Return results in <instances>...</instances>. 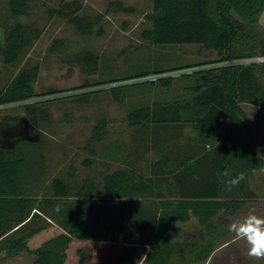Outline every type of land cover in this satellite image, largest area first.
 <instances>
[{
  "label": "trees",
  "instance_id": "1",
  "mask_svg": "<svg viewBox=\"0 0 264 264\" xmlns=\"http://www.w3.org/2000/svg\"><path fill=\"white\" fill-rule=\"evenodd\" d=\"M30 2L9 0V17L1 25L0 73L2 64H14L32 45L36 28L26 21ZM152 5L145 39L155 44H198L218 54L211 63L156 74L192 67V73L181 77L208 76L187 86L194 93L189 100L144 107L128 115L134 134L124 167L106 174L101 188L91 179L72 185L55 177L51 194L39 198L31 190L46 180L42 140L24 141L28 145L17 144L8 152H2L0 144V253L11 257L27 252L35 257V264H197L218 246L225 235L220 229H228L235 215L258 197L250 180L264 167V157L243 104L264 107V64L228 62L264 55V40L255 32L264 0H152ZM76 25L83 32L82 23ZM85 59L88 71L95 73L97 57L87 53ZM35 73L25 71L9 88L0 89V104H31L30 113L41 122L49 113L32 99L61 93L70 97L68 92L77 89L37 96L32 84ZM173 78L162 77L155 83L169 87ZM83 93L73 95L86 102L89 95ZM19 118L5 116L3 122L16 124ZM187 125H193L197 135L181 144ZM105 128L104 121L97 124L94 140L102 139ZM154 150L159 158L146 172L144 162ZM240 172L245 180L227 191L226 182ZM183 227L189 234H181ZM95 241L147 250L99 259L86 244Z\"/></svg>",
  "mask_w": 264,
  "mask_h": 264
},
{
  "label": "rangeland",
  "instance_id": "2",
  "mask_svg": "<svg viewBox=\"0 0 264 264\" xmlns=\"http://www.w3.org/2000/svg\"><path fill=\"white\" fill-rule=\"evenodd\" d=\"M55 9L59 10L58 13ZM152 11V0H31L26 21L36 28L30 41L32 45L14 64H2L0 89L9 88L25 71L34 70L32 84L37 96L77 89L68 92L72 94L70 97L61 93L31 100L50 116L39 122L41 152L47 166L46 180L33 187L32 194L39 198L51 194L55 177L72 185L91 179L97 188H101L106 174L124 167V157L128 155L134 134L128 115L144 107L154 109L189 100L194 95L189 87L202 83L208 76L204 73L175 76L169 87L155 83L159 70L211 63L218 54L198 44H155L145 39L143 31L151 27L148 16ZM8 17L9 0H0V42L3 36L1 25ZM76 21L82 23L83 32ZM255 32L259 40H264V9ZM87 53L97 57L95 73L88 71ZM140 75L148 76L141 79L144 76ZM113 79L120 81L110 83ZM80 92L89 95L88 101L80 102L79 95H73ZM5 105L8 107L0 109L2 123L5 116L13 119L31 114V104ZM243 108L249 117L253 138L264 157V107L244 103ZM102 121L106 128L102 139L96 141L93 134ZM185 135L181 144L192 142L197 130L193 125H187ZM23 142L18 144L28 145ZM157 158L158 152L151 151L143 170L148 172ZM251 178V188L258 197L249 201L234 221L254 213L252 208L259 203L264 206V167L255 171ZM259 213L264 215V211ZM86 244H90L99 259L106 260L134 249L143 253L147 250L145 246L134 244L101 241ZM223 245L224 240L206 261L197 264H264V259L247 255L243 240ZM34 261L35 257L27 252L11 257L5 252L0 253V264H35Z\"/></svg>",
  "mask_w": 264,
  "mask_h": 264
},
{
  "label": "clouds",
  "instance_id": "3",
  "mask_svg": "<svg viewBox=\"0 0 264 264\" xmlns=\"http://www.w3.org/2000/svg\"><path fill=\"white\" fill-rule=\"evenodd\" d=\"M243 172L238 173L226 182L227 191L245 180ZM228 231L235 234L247 245V255L256 259H264V215L250 213L228 226Z\"/></svg>",
  "mask_w": 264,
  "mask_h": 264
},
{
  "label": "water",
  "instance_id": "4",
  "mask_svg": "<svg viewBox=\"0 0 264 264\" xmlns=\"http://www.w3.org/2000/svg\"><path fill=\"white\" fill-rule=\"evenodd\" d=\"M10 132L12 138H17L18 142L38 143L42 140L39 121L36 115L33 117H20L16 124L11 125Z\"/></svg>",
  "mask_w": 264,
  "mask_h": 264
},
{
  "label": "built area",
  "instance_id": "5",
  "mask_svg": "<svg viewBox=\"0 0 264 264\" xmlns=\"http://www.w3.org/2000/svg\"><path fill=\"white\" fill-rule=\"evenodd\" d=\"M253 63H258V64H264V55H256L254 57H247V58H239L236 60H232L229 61L228 64H240V65H248V64H253ZM194 71V69L192 68H184V69H179V70H174V71H170V72H164L161 74L157 75V79L162 78V77H168V76H181L183 74H189L192 73ZM146 78V77H143ZM141 78V79H143ZM12 106V105H9ZM8 107L5 104H0V109Z\"/></svg>",
  "mask_w": 264,
  "mask_h": 264
},
{
  "label": "flooded vegetation",
  "instance_id": "6",
  "mask_svg": "<svg viewBox=\"0 0 264 264\" xmlns=\"http://www.w3.org/2000/svg\"><path fill=\"white\" fill-rule=\"evenodd\" d=\"M35 114L31 113L28 117H33ZM11 123L3 122L0 124V144L2 152L14 151L16 145L19 143L17 138H12L10 127Z\"/></svg>",
  "mask_w": 264,
  "mask_h": 264
},
{
  "label": "crops",
  "instance_id": "7",
  "mask_svg": "<svg viewBox=\"0 0 264 264\" xmlns=\"http://www.w3.org/2000/svg\"><path fill=\"white\" fill-rule=\"evenodd\" d=\"M186 143H187V141H186ZM150 153H151V152H150ZM157 159H158V158H157ZM155 161H156V160H155ZM124 163H125V161H124ZM251 179H252V178H251ZM250 181H251V180H250ZM250 185H251V183H250ZM259 199H260V198H259ZM250 209H251V208H250ZM252 209H253V212H254V213L261 215V214L259 213V211H262V213H263V211H264V206H263V204L259 203V205H256V207H253ZM236 216H237V215H235V217H236ZM235 217H234V218H235ZM233 222H234V221H233ZM220 230L222 231L221 233H223V234H225V235H224L223 237H221L220 240L218 241V246L221 244V241H222V240H224V245H223V246L232 245V244L236 243V241L240 240L239 238H237V237L235 236L234 233L228 231L227 228H221ZM181 234H182V235L189 234V232H188V230H187L186 227H183V228H182V230H181ZM190 234H193V233H190ZM133 263H134V262H133ZM133 263H130V264H133ZM140 263H141V262H140ZM142 263H143V262H142Z\"/></svg>",
  "mask_w": 264,
  "mask_h": 264
}]
</instances>
